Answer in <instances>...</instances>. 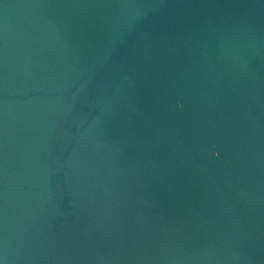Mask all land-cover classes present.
<instances>
[{"label": "water", "instance_id": "obj_1", "mask_svg": "<svg viewBox=\"0 0 264 264\" xmlns=\"http://www.w3.org/2000/svg\"><path fill=\"white\" fill-rule=\"evenodd\" d=\"M0 264H264V0H0Z\"/></svg>", "mask_w": 264, "mask_h": 264}]
</instances>
